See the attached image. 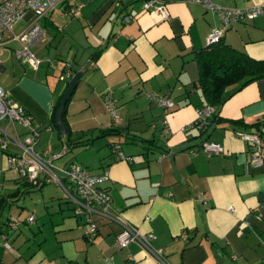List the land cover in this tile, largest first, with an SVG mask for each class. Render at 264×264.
<instances>
[{
	"label": "crops",
	"instance_id": "1",
	"mask_svg": "<svg viewBox=\"0 0 264 264\" xmlns=\"http://www.w3.org/2000/svg\"><path fill=\"white\" fill-rule=\"evenodd\" d=\"M141 1L72 0L73 12L54 5L46 14L56 33L36 21L43 32L33 43L41 40L46 46L79 31L82 44L57 53L53 49V58L61 64L54 60L50 67H39L37 57L34 68L26 59L24 66L14 63L0 82L37 123L32 149L48 159L60 150L49 160L62 163L52 168L62 183L64 169L74 161L89 173L106 172L101 185L108 193L102 212L88 215L95 224L91 233L84 232L83 215L86 224L78 217L53 227L44 247L37 243L18 253L13 245L4 247L3 240L0 264H264V163L248 162L252 147L236 134L249 130L264 138V74L239 87L235 82L225 87L224 92H231L220 104L219 121L200 131L183 129L202 104L194 84L193 53L219 21L211 7L196 2L158 0L167 11V17H161L141 9ZM211 1L245 7L260 0ZM221 39L244 52L251 60L250 71L264 72L263 15L231 21ZM80 67L82 73L63 103L69 130L65 136L57 132L52 116L69 75ZM4 69L0 63V71ZM104 92L112 98L116 121L104 110ZM155 96L172 100L171 107L156 103ZM0 127L20 142H0V189H8L0 195L21 194L29 184L40 188L47 181L44 175L24 181L16 168L4 163L10 152L7 144L13 146L10 153L22 152L26 128L2 118ZM107 127H113L110 133L100 132ZM40 139L44 146L37 147ZM201 139L221 149L207 155L199 147ZM67 141L69 146L64 145ZM72 206L70 201L68 208ZM123 221L151 231L149 244L160 248V257L136 241L117 248L115 233Z\"/></svg>",
	"mask_w": 264,
	"mask_h": 264
},
{
	"label": "built area",
	"instance_id": "2",
	"mask_svg": "<svg viewBox=\"0 0 264 264\" xmlns=\"http://www.w3.org/2000/svg\"><path fill=\"white\" fill-rule=\"evenodd\" d=\"M64 1L66 3L65 10L73 12L76 8L72 4V0H0V34L11 30V25L25 13H29V22L19 32L13 33L12 38H15L21 45V48L16 51V55H21L24 59L30 62L34 68L37 65L38 59L27 49L28 43L37 41L43 32V29L37 24V19L49 11L57 2ZM184 2H196L205 7H211L219 21L218 25L212 26L204 35V43L217 40L224 32L226 26L233 20L241 19L244 16L253 17L255 15L264 16V0L252 3L249 6L241 7H227L212 3L211 0H181ZM141 9L151 10L160 14L161 17H167V11L158 0H142ZM2 41H0L1 45ZM156 103L164 107H170L172 100L165 96H155ZM102 101L106 112L110 117L116 121L117 114L114 110V105L109 92L102 94ZM212 112L210 105H200L195 110L194 122L196 125H201ZM5 119L8 123L16 122L26 128L22 137L21 144L22 152L10 153L5 155L4 163L7 167H14L17 170L19 177L26 179H36L38 175H44L45 179L50 176L60 184L66 196L72 201L77 209L86 217L87 226L84 232L89 234L94 228L95 224L88 215L90 212H102V206L108 200V193L101 185L102 180L106 177V172L101 174L89 173L79 163L71 161L64 169L66 187L61 179L56 176L52 170L50 163L51 157L58 155V152L51 154V157L44 158L41 154L32 149V145L37 136V123L31 118L24 108L11 99L7 92L0 86V119ZM237 136L250 143L252 150L248 162L251 165H260L264 163V138L255 131H237ZM9 140L15 143L18 139L15 135L9 134L5 128L0 127V142ZM116 145H114L115 147ZM199 147L206 152L216 153L221 147L219 144L202 140ZM118 156H122L118 151ZM33 219L32 213H28L25 217L26 221ZM17 219H13L9 225L14 227ZM153 237L151 231H141L135 225L123 221L120 228L115 233V246L117 248L123 247L129 241H136L144 249L152 253L157 258L160 257V248L152 247L149 244ZM4 247H9L7 242H4Z\"/></svg>",
	"mask_w": 264,
	"mask_h": 264
},
{
	"label": "rangeland",
	"instance_id": "3",
	"mask_svg": "<svg viewBox=\"0 0 264 264\" xmlns=\"http://www.w3.org/2000/svg\"><path fill=\"white\" fill-rule=\"evenodd\" d=\"M56 4L55 9L63 5V2H57ZM45 14L37 19V21L41 24H44V22L47 23V28L49 27V30L56 33L55 28L50 22V16ZM63 17L69 19L68 16ZM28 22V18L19 17L11 25L10 31L0 34V41H4V45L1 46L0 63L5 66V69L0 71V82H2V80L5 79V76L8 75V72L14 63L24 66V58L21 55L16 57L14 54L15 51L21 48V45L18 41L12 38V34L19 32ZM71 28H73V26ZM77 30H79V27ZM65 35L63 36L65 39L61 38L59 40L50 41L46 44V46L40 45L42 42L41 40L36 43L27 44V49L33 52L35 57L40 58L41 62L39 67H50L49 65H51L54 60H57V62L61 64L60 59L53 58V49H55L54 52L57 53L60 50H65V48H68L69 46L70 48H75L78 47V44H82L79 31H77L76 35ZM72 51L73 50L68 52L67 55L71 54ZM39 144L41 145L40 147L44 146L41 139L36 146L38 147ZM7 148L10 152L14 151L12 145L7 144ZM67 154H71V152L69 151ZM67 154H65L64 157H66ZM52 161V168L54 165H57V162L60 163L58 158H54ZM53 172L60 175L55 169H53ZM63 183L66 187L68 186L67 182ZM0 190V193H5L8 189L3 188ZM15 196L17 197L6 200L0 212V242L4 240L8 242V244L13 245L18 253L23 251L25 248L26 252L30 251V249L37 243H41L44 247V245L51 241L52 235L54 234L52 230L53 227H56L67 219L70 220L79 217L82 219L81 222L86 224L81 211H79L75 206L68 208L70 201L68 200L63 187L54 181L51 176L47 179V181L42 183L40 188L30 186L27 191H23L21 194L19 193ZM69 209L71 210V214H68L67 212ZM28 213H32L33 215V219L31 221L25 220ZM13 219H17V222L14 227H11L9 223ZM4 220L7 224L3 223ZM3 237L5 238L3 239Z\"/></svg>",
	"mask_w": 264,
	"mask_h": 264
},
{
	"label": "trees",
	"instance_id": "4",
	"mask_svg": "<svg viewBox=\"0 0 264 264\" xmlns=\"http://www.w3.org/2000/svg\"><path fill=\"white\" fill-rule=\"evenodd\" d=\"M60 2H63L62 7L65 10L66 3L64 1ZM96 54L97 53L95 51L91 52L90 58L94 59ZM193 56L197 66V76L194 80V84L200 90V94L202 97L201 105H210L212 107V112L210 113V115L207 116L205 122L201 125H196L194 120H192L184 124L182 128L186 129L190 126H193L197 128L198 131H200L204 130L206 124H208L209 122L219 121L218 109L220 107V104L231 92H224V89L228 84L235 82L237 83L236 87H239L244 82L252 78L258 77L264 74V72L261 69H254L253 71H250L248 62H251V60H248V57L244 54L241 49L235 48L229 43L224 42L221 39V36L217 40L209 42L207 44L204 43L202 47L194 50ZM61 119L66 127L65 136H68L69 130L63 120V111L61 113ZM253 124H257V121H255ZM112 129L113 127L100 128V132L106 134L110 133ZM202 140L205 139H201L198 144ZM69 142H65L64 145L69 146ZM76 142H81L82 144V142L84 141L79 140ZM143 146L144 148H146L147 144L145 143ZM55 152H58L59 154L60 150ZM204 153L207 154L206 152ZM21 179H23L24 181L32 182V180L30 179ZM29 186H31V184H29ZM13 193L14 194L12 197L8 195H0V212L6 200H10L15 197L16 192Z\"/></svg>",
	"mask_w": 264,
	"mask_h": 264
},
{
	"label": "water",
	"instance_id": "5",
	"mask_svg": "<svg viewBox=\"0 0 264 264\" xmlns=\"http://www.w3.org/2000/svg\"><path fill=\"white\" fill-rule=\"evenodd\" d=\"M81 73H82V67L75 69L71 72V74L69 75V77L65 83L61 97L58 100L56 108L53 112L52 123H53L54 127L56 128V130L59 134H65L66 133V127H65V125L61 119V113L63 111V103H64L65 99L68 97V95L70 94L71 90L73 89V87H74L78 77L81 75Z\"/></svg>",
	"mask_w": 264,
	"mask_h": 264
}]
</instances>
